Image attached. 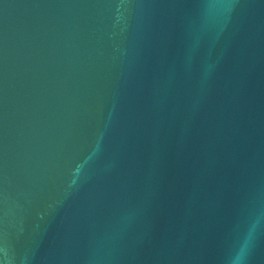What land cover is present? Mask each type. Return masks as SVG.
<instances>
[{
	"label": "water",
	"instance_id": "water-1",
	"mask_svg": "<svg viewBox=\"0 0 264 264\" xmlns=\"http://www.w3.org/2000/svg\"><path fill=\"white\" fill-rule=\"evenodd\" d=\"M245 242L264 264V0H0V264Z\"/></svg>",
	"mask_w": 264,
	"mask_h": 264
},
{
	"label": "clouds",
	"instance_id": "clouds-1",
	"mask_svg": "<svg viewBox=\"0 0 264 264\" xmlns=\"http://www.w3.org/2000/svg\"><path fill=\"white\" fill-rule=\"evenodd\" d=\"M245 247L246 242L238 249L236 254L232 257L231 264H241ZM4 259L6 262L10 259L9 250L7 247L4 249Z\"/></svg>",
	"mask_w": 264,
	"mask_h": 264
}]
</instances>
